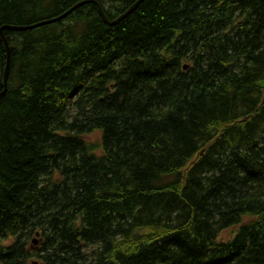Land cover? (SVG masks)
Segmentation results:
<instances>
[{
  "label": "trees",
  "instance_id": "1",
  "mask_svg": "<svg viewBox=\"0 0 264 264\" xmlns=\"http://www.w3.org/2000/svg\"><path fill=\"white\" fill-rule=\"evenodd\" d=\"M82 1L0 0V29ZM4 34L0 264H264V0ZM7 61L0 38V93Z\"/></svg>",
  "mask_w": 264,
  "mask_h": 264
},
{
  "label": "water",
  "instance_id": "2",
  "mask_svg": "<svg viewBox=\"0 0 264 264\" xmlns=\"http://www.w3.org/2000/svg\"><path fill=\"white\" fill-rule=\"evenodd\" d=\"M146 0H137L123 15H121L120 17H118L116 20H114L113 22H111L107 16L105 15L103 8L101 7V5L95 1V0H84L76 5H74L71 9H69L67 12H65L63 15L57 17V18H53V19H49V20H43L41 22H38L36 24L30 25V26H22V27H17V26H4L0 29V38L1 40L5 43L6 48H7V53H8V61H7V66L5 68L4 71V90L0 93V99L3 98L8 90V81H9V76H10V71H11V51H10V47L8 44V41L6 40L5 36H4V32L9 30V31H28V30H32V29H36L48 24H52V23H56L59 21L64 20L65 18H67L69 15H71L73 12H75L77 9L81 8L82 6L89 4V3H94L97 5L100 14L102 16V18L104 19V21L110 25V26H115L117 25L119 22H121L123 19H125L127 16H129L130 14H132L139 6L141 3H143ZM34 243H36L34 241Z\"/></svg>",
  "mask_w": 264,
  "mask_h": 264
},
{
  "label": "rangeland",
  "instance_id": "3",
  "mask_svg": "<svg viewBox=\"0 0 264 264\" xmlns=\"http://www.w3.org/2000/svg\"><path fill=\"white\" fill-rule=\"evenodd\" d=\"M98 138H100V134L99 133H95V134L91 135L88 139L89 140H96ZM224 238H227V234H224ZM35 239L37 240L39 238H35ZM40 245H41V241H39V243L38 242L34 243V246L37 247V248H39Z\"/></svg>",
  "mask_w": 264,
  "mask_h": 264
},
{
  "label": "bare ground",
  "instance_id": "4",
  "mask_svg": "<svg viewBox=\"0 0 264 264\" xmlns=\"http://www.w3.org/2000/svg\"><path fill=\"white\" fill-rule=\"evenodd\" d=\"M5 35V34H4ZM6 37V36H5ZM39 238V237H38ZM39 241V240H38ZM39 243V242H38Z\"/></svg>",
  "mask_w": 264,
  "mask_h": 264
}]
</instances>
